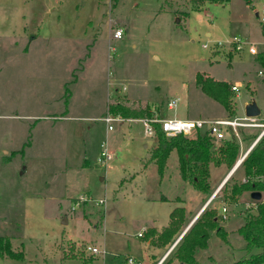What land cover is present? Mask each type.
Wrapping results in <instances>:
<instances>
[{"label": "rangeland", "instance_id": "1", "mask_svg": "<svg viewBox=\"0 0 264 264\" xmlns=\"http://www.w3.org/2000/svg\"><path fill=\"white\" fill-rule=\"evenodd\" d=\"M262 4L207 3L185 19L175 13L184 0H0V236L24 257L0 264H128V257L164 264L204 209L216 212L226 241L209 232L206 247L194 253L197 264L241 259L236 231L254 209L246 193L233 204L223 196L242 183V168L209 165V189L201 194L181 181L172 151L158 176L148 162L155 137L138 119L107 107L148 105L158 118L231 119L253 101L262 120L264 85L254 57L264 52ZM117 30L121 37L113 39ZM232 38L245 43L240 51ZM196 74L239 87L231 95L234 116L194 86ZM107 117L116 119L111 131ZM240 130L236 161L259 134ZM103 146L105 168L97 163ZM98 200L104 204L93 206ZM176 207L184 209L186 225L171 244L156 248L137 237L150 227L160 231ZM89 247L103 255H90Z\"/></svg>", "mask_w": 264, "mask_h": 264}, {"label": "trees", "instance_id": "2", "mask_svg": "<svg viewBox=\"0 0 264 264\" xmlns=\"http://www.w3.org/2000/svg\"><path fill=\"white\" fill-rule=\"evenodd\" d=\"M185 8L175 11L177 16L185 19L189 12H198L204 4L225 5L229 0H184ZM162 6H160V9ZM264 34V27L261 26ZM255 57L259 69H264V52H260ZM258 69V70H259ZM262 83V82H261ZM194 86L199 91L217 103L228 116H234L236 105L232 102L233 92L230 84L217 81L210 77L196 74ZM107 112L120 116L124 119H151L154 112L148 105L126 107L119 103L110 104ZM155 137V147L151 150L148 162L156 168L158 176H161L166 167L169 154L174 151L177 160V170L181 181L191 185L201 194H207L209 189V165L213 167L224 166L230 169L239 152V146L235 138L228 134L226 139L221 140L217 145L206 135L204 131H197L194 137L182 135L167 138L161 132L158 124L150 125ZM241 136V130H239ZM257 134L253 136V141ZM239 166L242 168L244 179L240 184H232L224 194V201L229 204L237 203L243 193H246L249 200L251 192H258L260 200L252 201L254 213L243 215V224L236 233L243 241V251L245 255L231 264H264V140L260 138L243 158ZM238 166V167H239ZM166 201L164 197L159 199ZM184 209L174 208L168 216V222L160 231L153 227L147 228L139 238H145L149 245L156 248H165L173 241V238L182 230L184 224ZM218 217L214 210L204 209L196 221L190 226L182 239L172 250L169 258L164 264H197L194 253L198 249L206 247L208 233L214 234L222 241L225 240L224 232L218 227ZM0 258H7L22 262L24 257L22 252L11 250L10 240L7 236H0Z\"/></svg>", "mask_w": 264, "mask_h": 264}, {"label": "built area", "instance_id": "3", "mask_svg": "<svg viewBox=\"0 0 264 264\" xmlns=\"http://www.w3.org/2000/svg\"><path fill=\"white\" fill-rule=\"evenodd\" d=\"M261 21L264 22V4H262V10H261ZM264 27V23L262 25ZM121 31L117 30L114 32L112 38L113 39H119L121 37ZM234 45V49L236 51H240L244 47V42L241 41V39L238 38H232V41L230 42ZM219 44V43H217ZM247 51L250 55H254L256 50L252 46H248ZM256 76L260 79L262 84L264 85V69H259L256 72ZM230 90L236 94L239 90V87L237 85H232L230 87ZM262 95H264V89L262 90ZM177 99L168 101L166 103V110H172L176 105ZM153 111V110H152ZM154 112V111H153ZM260 114V113H259ZM116 119L112 118H105L103 119L104 123L106 124V130L110 131L112 130V127L109 125V123L115 121ZM121 121V120H118ZM131 121V120H129ZM140 122L144 127V133L148 136H153V130L151 128V124L156 123L159 125L161 132L164 134L165 137L170 138L178 135H182L185 137H194L195 133L197 131H204L206 135L213 141L214 144H218L221 140L226 139L228 134H231L238 144H240V139L238 136V132L240 129H258L259 134L256 137V139L253 141V143L249 146L248 150L244 154H242L236 163L232 166L233 170L239 166L243 158L247 155V153L250 151V149L253 147V145L264 136V118L262 120L259 119V116L255 118H247L245 116L238 117V118H231V119H194V120H182V119H175V118H158L154 112V115L151 119H138L133 120ZM109 160V155L106 151V147L103 146L102 150L99 154V157L97 158V163L100 165V167L105 168L107 161ZM232 170V171H233ZM262 181L264 182V174L262 176ZM215 195V193H214ZM214 195L212 197H214ZM79 201V202H78ZM80 201H83L81 198H79L76 201L75 207H77L80 204ZM104 204V200H98L97 202H93V206H100ZM250 206L254 207V204L251 203ZM249 207L248 205H245V208L247 209ZM226 214V208L224 206L221 207V217L225 218ZM141 234H138V237H140ZM86 250L90 253V255H97L101 254L103 255V251H98L96 248L89 247L86 248ZM128 264H132L131 260H127Z\"/></svg>", "mask_w": 264, "mask_h": 264}, {"label": "water", "instance_id": "4", "mask_svg": "<svg viewBox=\"0 0 264 264\" xmlns=\"http://www.w3.org/2000/svg\"><path fill=\"white\" fill-rule=\"evenodd\" d=\"M259 113H260V111H259V109H258V107L256 106V104L253 102V101H251L250 103H248V104H246L245 105V107H244V116L245 117H247V118H255V117H257V116H259ZM232 170H233V167H232V169H231V171L230 172H232ZM230 174V173H229ZM229 176V175H228ZM227 176V177H228ZM227 177L223 180V182H222V184L225 182V180L227 179ZM212 198V197H211ZM249 198H250V200H252V201H258V200H260V198H261V195L258 193V192H251L250 194H249ZM207 204V203H206ZM206 204L203 206V208L206 206ZM202 208V209H203ZM189 227H187L185 230H184V232L188 229ZM183 232V233H184ZM182 233V234H183ZM182 234L179 236V238L182 236ZM179 238L177 239V240H179ZM177 240H176V242H177ZM175 242V243H176Z\"/></svg>", "mask_w": 264, "mask_h": 264}, {"label": "crops", "instance_id": "5", "mask_svg": "<svg viewBox=\"0 0 264 264\" xmlns=\"http://www.w3.org/2000/svg\"><path fill=\"white\" fill-rule=\"evenodd\" d=\"M165 105H166V104H165ZM130 122H132V121H130ZM106 131H107V130H106ZM110 131H111V130H110ZM176 163H177V160H176ZM222 182H223V181H222ZM221 184H222V183H221ZM221 184H220V185H221ZM220 185H219V186H220ZM219 186L217 187V189L215 190V192L219 189ZM215 192H214V193H215ZM214 193L212 194V196L214 195ZM212 196H211V197H212ZM214 197H215V195H214ZM214 197H213V198H214ZM211 199H212V198H211ZM247 203H248V202H247ZM249 203H250V198H249ZM206 206H207V205H206ZM195 216H197V214H196ZM194 218H195V217H194ZM194 218H193V219H194ZM185 225H186V224H185ZM185 225H184V226H185ZM184 226H183V228H184ZM153 228H154V227H153ZM154 229H155V228H154ZM155 230H156V229H155ZM137 237H138V234H137ZM147 243H148V242H147ZM168 252H169V250H166V251L164 252V254L161 256L159 262H160L161 260H163L164 256H165ZM170 253H171V251H170ZM167 255H168V254H167ZM167 255H166V256H167ZM153 258L156 260V258H155L154 256H153ZM151 259H152V257H151ZM151 259H150V260H151ZM127 260H131V261H132V264L135 263L134 260H132L130 257H128Z\"/></svg>", "mask_w": 264, "mask_h": 264}]
</instances>
